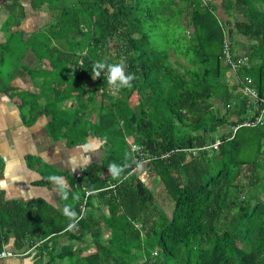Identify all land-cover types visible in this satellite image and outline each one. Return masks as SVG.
<instances>
[{"label": "trees", "instance_id": "16d2710c", "mask_svg": "<svg viewBox=\"0 0 264 264\" xmlns=\"http://www.w3.org/2000/svg\"><path fill=\"white\" fill-rule=\"evenodd\" d=\"M23 1L5 3L0 93L25 124L50 118L54 141L75 148L94 136L106 155L79 178L37 166L41 186L66 178L64 213L0 196V252L14 232L17 249L40 248L38 264H264V128H241L247 100L223 60L229 38L235 58L249 59L239 77L251 76L264 97V0H31L33 12L51 18L31 34L19 30ZM30 51L38 63L23 71L39 94L12 86L18 62L2 75L9 58ZM105 58L125 60L131 88L112 94L103 73L92 78ZM137 160L148 161L161 203L136 174ZM100 206L108 210L101 217ZM63 236L69 243L60 247Z\"/></svg>", "mask_w": 264, "mask_h": 264}, {"label": "crops", "instance_id": "0c3cea01", "mask_svg": "<svg viewBox=\"0 0 264 264\" xmlns=\"http://www.w3.org/2000/svg\"><path fill=\"white\" fill-rule=\"evenodd\" d=\"M29 3L31 7V0ZM25 8L26 12L29 13L27 7ZM36 15L40 20L42 19L40 15L46 18L49 17V22L37 29V24H40V22L35 19L31 22L27 17L19 30L31 34V32L26 30L29 25H34V29H36L34 32H37L51 22L48 14L39 13ZM44 17L42 19L43 22L46 21ZM239 53L244 54L242 50ZM24 62L25 65L30 64L31 68H35L38 60L30 51ZM12 86L14 89L31 94H39L40 92L32 78L25 72L16 71ZM49 122L50 118L44 116L32 126L25 124L16 102L8 95L0 93V196L6 202L15 201L22 204H31L43 200L64 213L66 212L65 197L62 195L58 185L45 187L38 184L42 180V176L38 172L37 166L41 164V166L47 167L48 171L54 170L58 174L69 173L79 178L82 171L92 164L100 165L106 155V151L103 147V140L94 136H90L85 145L75 148H69L65 140L54 141L47 132ZM34 162H36V167L31 168L30 164H34ZM142 170L139 167L136 174L145 175L146 170L143 173ZM63 178L67 190L69 186L66 178ZM107 213L108 210L100 206L97 215L101 217ZM7 236L8 242L3 243V249L0 253H11L13 256L1 259L0 264H38L40 258L36 255L40 248L26 251L27 248L25 247L19 250L15 245V233L9 232ZM109 237L110 233L105 232L104 239L107 240ZM0 238L4 240L1 232ZM87 238L90 244L91 236L88 235ZM59 243L61 247L67 245L69 241L63 236ZM53 247H55L54 244L50 245L49 251ZM89 251V253H93L94 248H89ZM47 252V250L43 251L45 257H47ZM45 261L46 259L44 258L43 262Z\"/></svg>", "mask_w": 264, "mask_h": 264}, {"label": "built area", "instance_id": "2783aa9c", "mask_svg": "<svg viewBox=\"0 0 264 264\" xmlns=\"http://www.w3.org/2000/svg\"><path fill=\"white\" fill-rule=\"evenodd\" d=\"M223 60L225 62V65L231 69V72L234 75L236 82L239 84V90L243 93L247 100L248 119L247 122L243 126H241V128H264V97L260 96L259 91L256 88L254 80L251 76L244 75L242 78L239 77L240 71L249 68V59L243 55L239 58H235V54L233 55L232 53L229 38L225 40ZM109 89H111V91H109L112 94L116 93L115 89ZM219 145L220 142H217L210 148L218 150ZM132 150L139 157H143L144 152L142 147L132 145ZM147 162L148 161H138V163H140V166L146 164ZM90 195V193H87V197ZM11 256H13L11 253L2 252L0 253V260Z\"/></svg>", "mask_w": 264, "mask_h": 264}, {"label": "clouds", "instance_id": "9594fccd", "mask_svg": "<svg viewBox=\"0 0 264 264\" xmlns=\"http://www.w3.org/2000/svg\"><path fill=\"white\" fill-rule=\"evenodd\" d=\"M102 73L104 74L108 86L117 91L124 88H131L136 78L134 73L127 72V65L123 59L115 63L108 62L106 58L95 61L92 66V78L94 80L98 79L101 77ZM109 171L114 177H119L123 172V168L113 163L109 166ZM49 179L58 185L62 195L67 198L68 193L66 191L64 178L53 175L50 176Z\"/></svg>", "mask_w": 264, "mask_h": 264}, {"label": "rangeland", "instance_id": "374dc122", "mask_svg": "<svg viewBox=\"0 0 264 264\" xmlns=\"http://www.w3.org/2000/svg\"><path fill=\"white\" fill-rule=\"evenodd\" d=\"M29 1L30 0H25V1H23V4H24V6L25 7H27V9L29 10V13H27V17L30 19V21L32 22L34 19L35 20H38L39 22H40V24H37V29L38 28H40V27H42V26H44L45 24H47L49 21V17L48 18H46V17H44V16H42V15H40V18H42L43 19V17L46 19V21H44L43 22V20L41 19H38V17H37V15L36 14H39L38 12H33V10H32V8L30 7V3H29ZM6 3V2H5ZM5 3L4 4H0V43L2 42V41H5V34L3 33V23H4V21L6 20V18H7V16H6V14H7V8H6V6H5ZM26 30L27 31H29V32H31V33H34V31H36V29H34V25H29V28H26ZM236 49H237V52H239L240 50H242L243 48L242 47H240V46H237L236 47ZM24 49H22V51H23ZM243 51V50H242ZM18 54V53H17ZM27 56V55H26ZM26 56L23 58V60H21L20 62H19V58L21 57V56H18V57H16V58H9L8 59V61H7V63H6V65L4 66V68L2 69V75L4 76V78H7L8 77V75L10 74V73H12V71H13V65H14V63L15 62H18V64H17V66L19 67V69H17L16 71H19V72H24L23 71V68L24 67H27V68H29V69H33V68H31L30 67V64L29 65H25V62H24V60H25V58H26ZM16 71L14 72V74L16 73ZM227 80L228 81H230V82H234L235 81V78L233 77V79H231L230 77L228 78L227 77ZM110 91H111V89H109ZM31 99H32V97H31ZM140 168L141 169H143L142 170V173L145 171V170H147L146 169V164H144V165H141L140 166ZM141 173V174H142ZM141 177H142V179L144 180V181H147L148 183H146L151 189H153L154 190V192L155 193H157V194H159L160 193V203H161V201L164 199V196L165 195H163V192H161L160 191V188H159V185H154L153 186V184H152V177L149 175V172L148 171H146V174L145 175H141ZM244 183L246 184L247 183V181H245L244 180ZM164 201V200H163ZM108 235V234H107ZM109 236V235H108ZM107 238V237H106Z\"/></svg>", "mask_w": 264, "mask_h": 264}, {"label": "water", "instance_id": "95a60500", "mask_svg": "<svg viewBox=\"0 0 264 264\" xmlns=\"http://www.w3.org/2000/svg\"><path fill=\"white\" fill-rule=\"evenodd\" d=\"M7 0H0V4H4Z\"/></svg>", "mask_w": 264, "mask_h": 264}]
</instances>
